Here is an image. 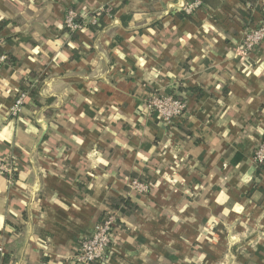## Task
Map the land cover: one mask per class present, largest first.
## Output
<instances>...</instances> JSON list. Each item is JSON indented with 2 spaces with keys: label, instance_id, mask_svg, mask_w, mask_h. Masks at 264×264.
Returning a JSON list of instances; mask_svg holds the SVG:
<instances>
[{
  "label": "crops",
  "instance_id": "crops-1",
  "mask_svg": "<svg viewBox=\"0 0 264 264\" xmlns=\"http://www.w3.org/2000/svg\"><path fill=\"white\" fill-rule=\"evenodd\" d=\"M187 1L0 0V163L15 173L0 172V264H76L108 213L104 264H264V40L240 46L264 0L189 18ZM172 93L187 116L167 125L147 101Z\"/></svg>",
  "mask_w": 264,
  "mask_h": 264
},
{
  "label": "built area",
  "instance_id": "built-area-1",
  "mask_svg": "<svg viewBox=\"0 0 264 264\" xmlns=\"http://www.w3.org/2000/svg\"><path fill=\"white\" fill-rule=\"evenodd\" d=\"M200 0H193L185 3L182 10L190 14L200 7ZM97 17H93L92 22L96 23ZM64 28L70 33L78 32L83 28V22L78 19L72 9H68L64 19ZM264 40V18L255 27H248L241 40V51L248 52L255 48ZM6 55L0 54V69L5 63ZM27 97L25 91H18L10 107L9 114L11 117H16L24 104ZM150 112L155 116L158 122L164 124H171L175 120L184 119L186 113V98H175L170 94L160 95L152 94L147 101ZM254 163L264 162V143L261 142L257 145L254 156ZM0 172L10 175L13 172L12 166L7 163H0ZM129 187L136 192H147L148 184L138 180L137 178L131 179ZM117 220L116 213H108L101 221L96 223L91 231L81 238L75 246L72 261L76 264H104L109 255V246L112 241L113 230ZM2 247L0 246V254Z\"/></svg>",
  "mask_w": 264,
  "mask_h": 264
},
{
  "label": "trees",
  "instance_id": "trees-1",
  "mask_svg": "<svg viewBox=\"0 0 264 264\" xmlns=\"http://www.w3.org/2000/svg\"><path fill=\"white\" fill-rule=\"evenodd\" d=\"M190 1H193V0H188L187 2H190ZM200 1H201V3L202 2L203 3H207L208 0H200ZM244 1H250L251 2L250 4L252 5V2H254L255 0H244ZM181 15L184 16V17H188L189 18V14L186 13L185 11H183V10L181 12ZM2 53L5 54L2 51V49L0 48V54H2ZM6 57H7V55H6ZM177 90L180 92L182 90H185V88H183L182 86H178L177 87ZM172 96L175 97V98H182V96L180 94H174V93H172ZM236 161H237V159L234 162H236ZM256 165H257L256 171L259 172L260 169L263 168L264 162H257ZM14 177H15V173L12 174L11 179L14 178ZM120 204H123L124 206H126V208H129V209H131L133 207L132 202L128 198L119 197L118 199L115 200V206H113V207H116L117 208ZM5 262H6V256H3V264Z\"/></svg>",
  "mask_w": 264,
  "mask_h": 264
},
{
  "label": "rangeland",
  "instance_id": "rangeland-1",
  "mask_svg": "<svg viewBox=\"0 0 264 264\" xmlns=\"http://www.w3.org/2000/svg\"><path fill=\"white\" fill-rule=\"evenodd\" d=\"M248 52H249V51H248ZM248 52H243V53L246 54V53H248ZM147 191H148V190H147ZM145 193H146V192H145ZM116 216H117V215H116ZM117 222H118V220H116V223H115L116 225H117ZM116 225H115V226H116Z\"/></svg>",
  "mask_w": 264,
  "mask_h": 264
}]
</instances>
